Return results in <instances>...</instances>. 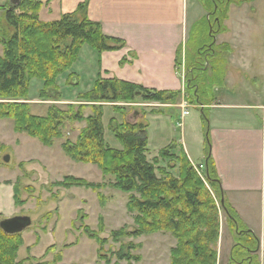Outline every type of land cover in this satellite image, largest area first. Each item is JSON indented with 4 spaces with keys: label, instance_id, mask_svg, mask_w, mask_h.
<instances>
[{
    "label": "trees",
    "instance_id": "16d2710c",
    "mask_svg": "<svg viewBox=\"0 0 264 264\" xmlns=\"http://www.w3.org/2000/svg\"><path fill=\"white\" fill-rule=\"evenodd\" d=\"M245 1H203L207 14L192 27L187 41L189 49L185 68L188 89L192 87V80H196L198 75L203 76L214 64L215 77H220V58L226 50L216 46L215 37L225 27L230 6ZM42 6L43 0H20L16 5L9 0L0 6V43L3 45V53L0 54V119H12L16 132L37 138L46 146H52L63 136L67 121L86 122L77 140L65 141L62 149L76 162L98 166L104 176L113 177V182L108 184L110 187L128 194L127 208L133 215L134 229L114 231L111 235L113 241L119 242L122 237L135 239L169 232L176 239V245L170 250V264H217L222 207L230 227L237 234L230 264H261L258 253L260 238L240 226L237 213L225 197L215 161L210 155L208 131L203 176L183 149L176 153V143L169 144L160 151L159 157L149 161L148 125L143 122H118L113 118L110 129L122 144V149L112 148L105 141L102 121L105 105L102 102L127 103L139 99L142 102L174 104L181 92L149 89L116 78L100 77L90 91L77 97L79 103H69L67 109L51 104L46 115L32 112L28 102L32 80L43 82L40 99L58 100L61 94L57 79L70 70L84 45L99 53L124 46L121 39L105 35L101 24L88 17L87 1L80 3L76 11L53 21L40 19ZM189 103L205 105L201 101L194 103V100ZM87 105L92 112L85 116L83 109ZM208 106L203 108L206 127L209 125ZM113 110L121 114L125 112L118 104L113 105ZM165 160L168 161L166 167L158 166ZM174 169H177V175L172 173ZM53 185L65 188L79 186L94 191L106 186L72 175ZM13 189L14 204H22L18 182ZM98 195L102 205L106 204L104 195L100 192ZM217 198L221 206H218ZM84 229L89 238L97 240L98 258L105 264H112V257L117 260L114 264L122 261L132 264L142 260L141 255L134 253L142 245L132 240L122 243L112 257H107L102 251L109 240L101 238L88 226ZM22 245L21 233L7 234L0 229V264H32L26 260L17 261Z\"/></svg>",
    "mask_w": 264,
    "mask_h": 264
},
{
    "label": "crops",
    "instance_id": "0c3cea01",
    "mask_svg": "<svg viewBox=\"0 0 264 264\" xmlns=\"http://www.w3.org/2000/svg\"><path fill=\"white\" fill-rule=\"evenodd\" d=\"M85 1L88 2V17L101 24L105 35L121 39L124 46L99 53L84 45L77 59V72L59 76L58 86H62L59 81L63 77L64 88L70 87L67 81L72 78L79 93H86L101 77L116 78L149 89L181 92L174 104L137 99L135 102L156 104L160 108L135 110L130 122L146 124V117L151 113L162 117L161 123L167 125L169 117L173 119L171 111H178L177 125L181 130L177 139L169 144L176 143V153L183 149L196 166L206 160L209 132L210 155L215 161L225 197L237 213L240 226L260 238L258 253L264 264V0L232 4L223 31L215 37L216 46L226 50L219 63L218 80L223 87H216V93L209 96L212 104L208 106L210 121L206 129L199 114L192 115L191 109H201L203 113L207 106L186 103L185 94L189 89L184 56L181 55L192 27L207 14L203 1L43 0L40 19L57 20L63 14L76 11ZM214 65L206 74L215 75ZM40 85L42 88V81ZM237 93L239 98L245 93L251 98L247 102L237 101ZM184 107L189 113L181 119ZM114 114L123 118L119 112ZM165 117L168 120H164ZM179 122H182L181 126ZM188 127H193L194 132L188 133ZM0 185L7 186L10 195H14L13 184L0 182ZM220 219L217 264H230L237 234L230 227L224 211L220 212ZM173 241L171 247L176 244ZM26 245L23 244L19 252Z\"/></svg>",
    "mask_w": 264,
    "mask_h": 264
},
{
    "label": "rangeland",
    "instance_id": "374dc122",
    "mask_svg": "<svg viewBox=\"0 0 264 264\" xmlns=\"http://www.w3.org/2000/svg\"><path fill=\"white\" fill-rule=\"evenodd\" d=\"M8 1L0 0V6L5 5ZM258 33L260 34V31ZM188 49L189 45L186 42L181 50L185 64ZM2 53L3 47L0 43V54ZM67 72H77V61ZM59 82L62 85L58 86L61 97L58 100H44L40 99V91L43 88L40 85L41 81L37 79L32 81L29 98L33 99H29L28 102L33 113L45 115L51 104L62 109H67L69 103L77 104V97L80 95L79 87L72 84V78L67 81V85L70 87L64 88L66 84H64L63 77ZM195 84L196 87H193ZM191 85L189 92L185 94L188 105L189 101L193 100L194 103L201 101L205 104L203 106L211 105L212 100L209 96L216 93V87L219 89L223 87L215 75H208V73L203 76L198 75L196 80L191 81ZM61 88H63L62 91H65L64 94L61 92ZM238 94L235 96L237 101L247 102L251 98L246 93L239 98ZM102 103L107 105L102 118L104 138L106 143L115 149H122V144L110 129L111 119L116 117L118 122H122L123 119V121H131L133 119L131 115L135 110L141 112L140 109L143 107L151 111L160 108L156 104L150 106L142 102ZM114 104L124 108L123 118L121 115L116 116L110 108ZM191 110L192 115L199 114L203 128L206 129L207 122L201 109ZM91 112L90 105L83 109L85 116ZM171 113L173 119L169 117L170 121H166L167 125L164 122L161 123L160 120L163 119L160 116L148 113L146 117V124H148L147 159L151 162L159 157L160 151L171 140L177 139V135L180 133L181 129L177 125L180 113L178 111H171ZM207 113L210 121V111ZM164 120L168 119L165 117ZM85 126V121H67L64 124L63 136L56 139L52 146H46L37 138L26 133L16 132L12 119H0V182L13 185L18 182L19 198L23 202L20 205H15L14 198L8 192L7 186L0 185V221L17 215H27L32 219V225L21 233L23 244L27 245L20 252L18 251L17 261L26 260L32 264H105L98 258L99 244L97 240L89 238L85 233L84 228L88 226L95 230L101 238L109 240L102 251L107 257H112V253L116 252L122 243L127 244L132 240L142 245L134 251L142 256V260L132 264H166L168 259L170 260L173 240L176 241L169 232L142 235L135 239L122 237L119 242L112 240L111 235L114 231L122 228L134 229L133 215L127 208L128 194L110 187L108 184L113 182V177L104 176L98 166L76 162L62 149V143L67 140L75 142ZM193 129V127H188V133L194 132ZM6 156L9 158L8 161L4 160ZM167 162V160L160 161L158 166L166 167ZM172 173L177 175V169H174ZM68 175L81 177L89 182L104 183L106 186L94 191L79 186L65 188L53 185ZM205 183L207 184L206 181ZM99 192L104 195L103 199L106 201L104 205L99 198ZM216 201L218 206H221L218 198ZM220 209L222 211V207ZM59 258L60 261H58ZM112 258V264H114L117 260L115 257ZM119 264L127 263L122 261Z\"/></svg>",
    "mask_w": 264,
    "mask_h": 264
},
{
    "label": "water",
    "instance_id": "95a60500",
    "mask_svg": "<svg viewBox=\"0 0 264 264\" xmlns=\"http://www.w3.org/2000/svg\"><path fill=\"white\" fill-rule=\"evenodd\" d=\"M20 0H10L13 5L19 4ZM137 122V121H135ZM8 156L4 158L8 161ZM32 225V219L27 215H17L12 217L4 218L0 221V229L7 234L22 233L26 228Z\"/></svg>",
    "mask_w": 264,
    "mask_h": 264
},
{
    "label": "built area",
    "instance_id": "2783aa9c",
    "mask_svg": "<svg viewBox=\"0 0 264 264\" xmlns=\"http://www.w3.org/2000/svg\"><path fill=\"white\" fill-rule=\"evenodd\" d=\"M189 113L188 109L186 107H184L183 111H182V115H181V119L187 115ZM180 126L182 125V122L178 123ZM196 170L198 171V173L203 176V172L205 170V165L204 164H200V165H194Z\"/></svg>",
    "mask_w": 264,
    "mask_h": 264
}]
</instances>
